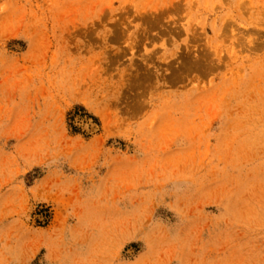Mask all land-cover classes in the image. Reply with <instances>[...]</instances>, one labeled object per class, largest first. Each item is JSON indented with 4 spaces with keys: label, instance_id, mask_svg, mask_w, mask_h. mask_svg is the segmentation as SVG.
Wrapping results in <instances>:
<instances>
[{
    "label": "rangeland",
    "instance_id": "374dc122",
    "mask_svg": "<svg viewBox=\"0 0 264 264\" xmlns=\"http://www.w3.org/2000/svg\"><path fill=\"white\" fill-rule=\"evenodd\" d=\"M0 264H264V0H0Z\"/></svg>",
    "mask_w": 264,
    "mask_h": 264
},
{
    "label": "bare ground",
    "instance_id": "6f19581e",
    "mask_svg": "<svg viewBox=\"0 0 264 264\" xmlns=\"http://www.w3.org/2000/svg\"><path fill=\"white\" fill-rule=\"evenodd\" d=\"M78 121L79 124L82 125L85 130L95 131L98 129V124L92 119L82 118L80 120L78 119Z\"/></svg>",
    "mask_w": 264,
    "mask_h": 264
}]
</instances>
